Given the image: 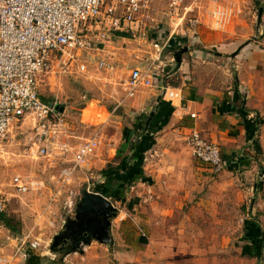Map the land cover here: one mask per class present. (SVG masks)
I'll return each mask as SVG.
<instances>
[{
	"label": "crops",
	"instance_id": "0c3cea01",
	"mask_svg": "<svg viewBox=\"0 0 264 264\" xmlns=\"http://www.w3.org/2000/svg\"><path fill=\"white\" fill-rule=\"evenodd\" d=\"M162 2L156 0L146 11L153 19L144 31L146 35L117 37L116 41L148 43L150 55L132 58V68L152 61L155 53L148 40L170 37L163 55L169 53L167 74L176 76L177 83L165 85L161 78L163 88L143 87L130 96L125 91L117 106H125L128 113L138 112V124L123 129L125 155L120 164L105 170L104 183L97 185L94 192L107 196L118 211V204L125 205L128 199L125 193L129 188H166L167 192L159 191L153 196L165 216L164 206L171 209V215L175 213L169 201L191 199L193 195L188 190L182 193L178 187L188 189L193 179L217 175L224 178V184L236 186L239 198L249 201L243 211L241 237L233 246L221 244V238L211 241L210 225L187 223L191 218L187 215L183 222L169 227L174 235H168L167 226L153 218L148 227L139 221L135 240L129 235L130 230L117 225V212L111 224L114 242L107 245L92 241L84 246L83 255L70 254L75 257L67 264H264V34L258 37L259 31L264 30V10L259 26L257 22L264 0H204L199 24L194 29L182 19L171 20L167 16L168 5ZM161 15L164 21L157 20L156 16ZM212 37L221 40V47L211 51L215 54H205L200 47L192 48L194 41ZM184 47L189 50L182 54L181 63H177L175 53ZM189 55L196 58L189 59ZM125 63L124 69L129 65ZM130 70L121 78V84ZM191 113L196 116L192 117ZM193 129L220 146L222 167L213 168L192 155L186 139ZM153 150L169 160L166 163L164 159L162 165L158 162L160 169L174 166L179 171L191 166L189 170L183 169L188 175L183 179H167L163 184L146 162ZM135 170L137 173L131 178ZM139 198L134 200L138 202ZM150 221L149 217L146 222ZM12 241L16 242L0 239V264H10L16 248H10L8 256L1 253L13 245ZM151 247L155 251L153 255L147 251ZM33 252L28 249L29 255ZM28 257L20 264H25Z\"/></svg>",
	"mask_w": 264,
	"mask_h": 264
},
{
	"label": "rangeland",
	"instance_id": "374dc122",
	"mask_svg": "<svg viewBox=\"0 0 264 264\" xmlns=\"http://www.w3.org/2000/svg\"><path fill=\"white\" fill-rule=\"evenodd\" d=\"M162 17L163 15L156 16L157 20L164 21ZM263 34L264 30L259 31L258 37ZM148 41L151 43V40ZM193 43L192 48L200 47L205 54L214 53L211 51L221 47V40L213 37ZM113 51L117 59L113 70L98 68L93 63L89 65L85 73L78 72L75 67L62 72L59 66H55L53 71L44 73L39 81L41 97L47 101H57L60 107H63L66 127L62 129L68 131L73 147L85 141L86 138L94 136L98 138L97 149L81 165H75L72 153L63 155L59 150H50V154L46 156L36 151L38 145L34 144L37 142L34 116L27 115L20 121H14L6 133L0 148V180L9 183L14 175L21 174L33 182L28 192L11 196L7 211L3 214L5 218H8L9 224L14 227L11 231L5 223L7 230L4 234L9 232L16 242L12 241L13 248L10 246L5 251L3 249L4 252L1 255L8 256L10 248L12 250L16 248L15 253L21 242L26 240L25 246L17 251L15 256L12 255L10 264H20L26 258L24 252L27 253L29 248L33 249V253L43 257V264H67L73 261L72 257H75L69 256L70 254L74 253L79 257V254L83 255L85 252L68 253V249H58V245H55V250L51 247L55 235L59 233L66 219L75 214L84 190H96L97 185L104 183L105 170H111L112 165L121 163L125 155L123 129L138 124V112L133 110L128 113L125 106H117L118 101L125 95L121 78L126 77L128 70L131 69L132 58H136L139 54L146 57L150 55L148 53L150 47L144 41L139 43L119 40L116 41ZM166 55L168 56L169 53H165L161 58L162 79L165 85L174 84L177 83L176 76L172 78L167 74V65L171 61L170 56ZM192 58L196 57L189 55V59ZM125 62L129 64L126 69H124ZM63 132L61 131L52 140L55 142V147L64 140ZM147 158L146 162L150 164V169L155 170L152 173H155L158 180H163V184L167 182V179H181L187 176L188 173L183 169L191 168V166L187 168L185 166L179 171L174 166L160 169L159 166L165 160L166 163L169 160L154 150L148 154ZM182 158L185 159V156L182 155ZM158 162L160 165L157 166ZM223 179L214 175L207 179H193L192 186H188V189L178 187L177 190L182 193L188 190L192 191L193 195L191 199L182 197L169 201L175 207V213L171 215V209L169 211V208L164 206L162 209L166 211L165 216L160 211L159 202L155 201L153 196L159 191L167 192L166 188L157 187V189L147 190L137 186L135 189L129 188L125 193L128 197L125 205L118 204L117 225L122 226L124 230H130L129 235L137 240L138 222L148 227L149 223H153L155 219L167 226L168 235H174L175 232L172 233L169 227L183 222L188 215L191 218L187 220V223L210 225L209 240L221 238V244L233 246L241 237L243 211L249 201L239 198L236 186L224 184ZM7 192L10 194L13 190L8 189ZM138 196L140 201L137 202L134 199ZM149 217L151 221L146 222ZM189 235L192 239L195 238L193 234L189 233ZM117 238L120 239L118 236ZM34 241L39 243L38 248H31L30 243ZM84 246H82L83 249ZM147 251L149 255L155 253L152 247L147 248Z\"/></svg>",
	"mask_w": 264,
	"mask_h": 264
},
{
	"label": "built area",
	"instance_id": "2783aa9c",
	"mask_svg": "<svg viewBox=\"0 0 264 264\" xmlns=\"http://www.w3.org/2000/svg\"><path fill=\"white\" fill-rule=\"evenodd\" d=\"M154 1L0 0V148L11 124L31 115L36 118L37 142L34 144L38 145L36 151L40 155L48 156L50 150H59L63 155L72 153L75 165H81L91 156L99 145L98 138H86L76 147L71 145L68 131L62 129L66 127L65 113L60 111L57 101L41 97L40 78L55 66L62 72L75 67L85 73L93 63L98 68L113 70L117 61L113 51L117 37L146 35L144 31L153 21L146 11ZM158 1L167 3V16L174 22L182 19L192 29L198 26L204 0ZM170 39L151 40L155 53L152 61L132 67L123 81L128 96L143 87H164L161 58ZM191 116L196 115L191 113ZM61 131L65 138L55 147L52 140ZM186 141L196 159L217 169L224 164L220 146L205 138L200 130L193 129ZM32 183L21 174L14 175L9 183L0 180V239H13L9 232L4 234L7 226L3 217L11 196L28 192ZM8 189L13 192L9 194ZM25 243L23 240L17 251ZM30 244L31 248L39 246L37 241ZM24 254L28 257V250Z\"/></svg>",
	"mask_w": 264,
	"mask_h": 264
},
{
	"label": "water",
	"instance_id": "95a60500",
	"mask_svg": "<svg viewBox=\"0 0 264 264\" xmlns=\"http://www.w3.org/2000/svg\"><path fill=\"white\" fill-rule=\"evenodd\" d=\"M263 7L259 8L258 26L261 24ZM254 37V40H257ZM189 47H184L175 53V61L181 63L182 54L187 52ZM60 111L63 107L58 105ZM117 215V207L113 202L101 193L84 190L80 201L75 209V214L68 217L60 229L59 233L54 237L52 249L58 244L64 236L68 238L66 248L68 253L83 251V245H88L92 241H98L103 244L110 245L113 241L111 230L112 219Z\"/></svg>",
	"mask_w": 264,
	"mask_h": 264
},
{
	"label": "trees",
	"instance_id": "16d2710c",
	"mask_svg": "<svg viewBox=\"0 0 264 264\" xmlns=\"http://www.w3.org/2000/svg\"><path fill=\"white\" fill-rule=\"evenodd\" d=\"M136 173H137V170H135L130 177L134 178V175H136ZM4 216L5 215H3V217ZM4 221L11 229H14L13 225L9 224L8 218L4 217ZM42 261H43V257H41L40 255H37L36 253H30L25 264H43Z\"/></svg>",
	"mask_w": 264,
	"mask_h": 264
},
{
	"label": "flooded vegetation",
	"instance_id": "af4514ba",
	"mask_svg": "<svg viewBox=\"0 0 264 264\" xmlns=\"http://www.w3.org/2000/svg\"><path fill=\"white\" fill-rule=\"evenodd\" d=\"M68 238L66 236L62 237L58 242V249H67L65 246L67 244Z\"/></svg>",
	"mask_w": 264,
	"mask_h": 264
}]
</instances>
